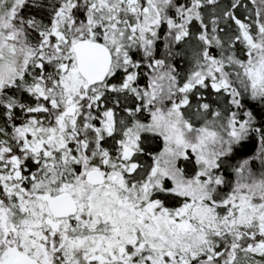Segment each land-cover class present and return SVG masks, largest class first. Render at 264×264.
<instances>
[{
    "label": "snow or ice",
    "instance_id": "obj_1",
    "mask_svg": "<svg viewBox=\"0 0 264 264\" xmlns=\"http://www.w3.org/2000/svg\"><path fill=\"white\" fill-rule=\"evenodd\" d=\"M0 264H264V0H0Z\"/></svg>",
    "mask_w": 264,
    "mask_h": 264
}]
</instances>
